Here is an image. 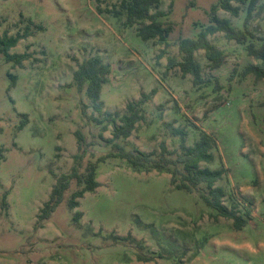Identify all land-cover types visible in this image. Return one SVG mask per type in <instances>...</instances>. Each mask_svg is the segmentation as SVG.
I'll use <instances>...</instances> for the list:
<instances>
[{"label":"rangeland","instance_id":"374dc122","mask_svg":"<svg viewBox=\"0 0 264 264\" xmlns=\"http://www.w3.org/2000/svg\"><path fill=\"white\" fill-rule=\"evenodd\" d=\"M219 1L162 0L159 8L168 12L162 20L172 30L167 54L158 58L161 46L144 41L138 24L126 26V16L114 13L122 0H0V34L26 35L10 53L29 54L17 65L0 52V264H264V79L244 74L258 62L248 44H264V0H258L246 43L223 32L209 35L226 54L220 67H212L204 50L196 52L203 83L179 67L165 74L168 57L181 58V40L196 38L212 23ZM233 4L241 8L239 16L221 8L216 14L244 29L248 3ZM93 56L112 67L101 95L105 111L123 114L128 102L158 89L142 105L136 130L116 142L171 163L158 170L107 158L97 170L101 185L78 207L69 206L81 188L73 179L61 204L39 220L76 154L83 155V172L89 161L118 151L108 142L112 125L104 131L93 120L98 113L74 82L78 65ZM10 74L16 76L13 87ZM202 133L214 138L215 160L201 166L224 169L217 182L227 194L224 204L251 214L241 230L207 205L204 184L178 187L181 144L185 138L193 145Z\"/></svg>","mask_w":264,"mask_h":264},{"label":"trees","instance_id":"16d2710c","mask_svg":"<svg viewBox=\"0 0 264 264\" xmlns=\"http://www.w3.org/2000/svg\"><path fill=\"white\" fill-rule=\"evenodd\" d=\"M162 0H122L119 9H115L114 13L125 15L124 24L126 26L138 27V35L144 40H152L161 46V51L158 58L167 54V49L170 46L168 40L172 26L166 25L162 18L168 15V12L161 10L159 7ZM233 2L240 4L248 3V11L244 20V29L235 27L229 18H220L216 13L219 8L231 13L233 16L240 15V6L234 5ZM258 0H220L218 4L212 6V23L205 29L201 30L196 38H183L180 42L181 58L177 56H169L165 74L171 69L179 67L183 75L191 74L195 84L203 83V67L196 58V52L204 50L206 58L211 62L212 67H220L226 58V54L217 45L213 44L209 35L223 32L229 40H235L238 43H246L252 32L249 29V23L252 20L253 13L256 9ZM172 6V3L170 4ZM155 9L154 12L152 10ZM23 35H8L7 33L0 34V52L3 53L8 61H12L17 65H22L28 59V53H10V49L15 47ZM249 55L253 56L258 62L248 65L245 70V75H253L257 79H264V44L257 47L254 43H249L247 46ZM112 72V67L106 63L100 56H93L85 59L78 65L74 72V82L79 89L86 90V95L92 103L94 111L98 116H92L93 120L102 125V130L106 131L112 125V138L108 142H114L117 147V152H110L106 155L98 157L95 161H89L82 172L80 170L83 155L76 154V164L72 168L71 173H63L56 179V183L52 188L50 197L45 201L38 214L39 220L48 219L56 208L61 204L64 198L65 191L69 189L73 179H76L81 188L75 190L70 197L69 206L74 209L80 205V198L85 196L86 192L95 191L101 183L97 180V170L101 162H104L110 157H120L126 159L133 167H147L163 170L168 167L169 158L165 156L161 159H154L152 153L141 151L137 147L133 150H126L125 147L118 144L119 139H127L136 130L137 124L144 119L142 113V105L150 101L158 92L157 88H153L148 93H142L139 100L128 102L126 112H107L104 110V102L102 100V91L104 85L109 80V75ZM11 75V74H10ZM11 87L16 84V76L11 75ZM25 118L22 119L20 127L24 128L27 122L28 114H22ZM79 148H82V134L77 131ZM215 146L214 138L208 133H202L200 138L193 145H187L185 138L181 144L182 152L178 156V162L183 165L184 171L181 182L178 183L180 189H192L193 186L204 184L207 189V194L203 198L208 206L217 211V217H224L233 221V227L237 230L243 229L251 216L247 211L245 216L240 214L239 208L234 205L228 208L224 204L226 191L223 187L218 186L217 182L223 178L225 173L222 168L202 167L203 162L211 163L215 160V155L212 152ZM5 149L0 148V161L4 158ZM163 155L168 153L166 145L162 144ZM177 169L172 171V182L176 183L175 174ZM4 204H6V196H4ZM81 212H76L74 219L77 220Z\"/></svg>","mask_w":264,"mask_h":264}]
</instances>
